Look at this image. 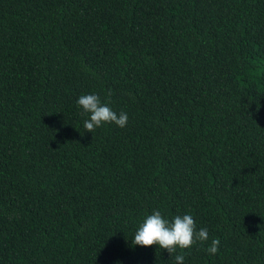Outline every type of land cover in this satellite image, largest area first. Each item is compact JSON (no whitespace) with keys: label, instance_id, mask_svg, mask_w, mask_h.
<instances>
[{"label":"trees","instance_id":"16d2710c","mask_svg":"<svg viewBox=\"0 0 264 264\" xmlns=\"http://www.w3.org/2000/svg\"><path fill=\"white\" fill-rule=\"evenodd\" d=\"M157 209L184 264H264V0H0V264H176Z\"/></svg>","mask_w":264,"mask_h":264},{"label":"clouds","instance_id":"9594fccd","mask_svg":"<svg viewBox=\"0 0 264 264\" xmlns=\"http://www.w3.org/2000/svg\"><path fill=\"white\" fill-rule=\"evenodd\" d=\"M108 95L110 96L111 93L109 92ZM76 104L88 116L83 122V127L90 133H94L97 128L106 124H115L123 128L128 123L126 112L117 113L109 103L102 102L98 94L81 95ZM208 240V230L206 228L197 230L196 221L190 214L176 215L169 219L157 209L139 224L131 242L141 247L155 245L159 249L166 250L169 256L175 254L176 264H184L185 256L177 250L190 249L198 242L203 245ZM219 244V238H213L205 250L210 255H215L219 251Z\"/></svg>","mask_w":264,"mask_h":264}]
</instances>
